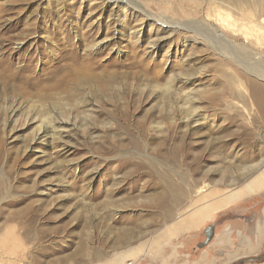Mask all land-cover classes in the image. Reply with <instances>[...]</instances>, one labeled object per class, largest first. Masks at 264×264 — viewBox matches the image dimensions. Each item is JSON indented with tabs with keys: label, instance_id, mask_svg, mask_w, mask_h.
I'll return each mask as SVG.
<instances>
[{
	"label": "rangeland",
	"instance_id": "1",
	"mask_svg": "<svg viewBox=\"0 0 264 264\" xmlns=\"http://www.w3.org/2000/svg\"><path fill=\"white\" fill-rule=\"evenodd\" d=\"M230 4L0 0V264H150L156 234L259 180L264 13Z\"/></svg>",
	"mask_w": 264,
	"mask_h": 264
},
{
	"label": "crops",
	"instance_id": "2",
	"mask_svg": "<svg viewBox=\"0 0 264 264\" xmlns=\"http://www.w3.org/2000/svg\"><path fill=\"white\" fill-rule=\"evenodd\" d=\"M258 179L252 186L207 195L201 206L156 234L145 250L150 264H264V206L256 209L260 200L253 198L264 194V170ZM232 206L239 213L230 211L220 223L209 224L216 213ZM210 226L211 237L207 242L186 246L178 240L200 228L204 236ZM140 253L142 249H132L106 264H124L125 260L131 256L136 258Z\"/></svg>",
	"mask_w": 264,
	"mask_h": 264
},
{
	"label": "bare ground",
	"instance_id": "3",
	"mask_svg": "<svg viewBox=\"0 0 264 264\" xmlns=\"http://www.w3.org/2000/svg\"><path fill=\"white\" fill-rule=\"evenodd\" d=\"M225 1H229V3H231L230 5H232V3L233 4H240V3H245L246 5H257V4H260V6H257V7H259V9H258V12H257V14H255V17L257 18L259 15H263V13H264V6L262 5V0H225ZM264 1V0H263ZM242 5H244V4H242ZM248 5V6H249ZM232 6H235V5H232ZM250 7V6H249ZM236 8H238V7H236ZM242 9V8H241ZM244 9H245V7H244ZM247 9V8H246ZM245 9V10H246ZM250 9V8H249ZM243 10V9H242ZM242 12H244V10L242 11ZM257 20V19H256ZM208 27H209V30L210 31H201L200 30V33L198 32V35L200 36V37H203L205 40L206 39H213V40H216V38H218V39H220V40H223V39H221V37L219 36V34H218V32L216 31V30H213L212 29V27L210 26V25H207ZM197 31H199V30H197ZM202 32V33H201ZM196 35V34H195ZM227 43V42H226ZM224 45H227V44H224ZM244 70H245V68H244ZM254 73H255V75H257V76H261V75H263V73L261 74V73H257L256 72V70L255 71H253ZM264 76V75H263ZM264 80V79H263ZM206 186L207 185H204L203 187H201L202 189L203 188H206ZM211 208V207H210Z\"/></svg>",
	"mask_w": 264,
	"mask_h": 264
},
{
	"label": "water",
	"instance_id": "4",
	"mask_svg": "<svg viewBox=\"0 0 264 264\" xmlns=\"http://www.w3.org/2000/svg\"><path fill=\"white\" fill-rule=\"evenodd\" d=\"M204 236H205V242H207V241L210 239V237H211V226H210V227H207ZM201 244H202V243H201ZM201 244H200V245H201Z\"/></svg>",
	"mask_w": 264,
	"mask_h": 264
},
{
	"label": "trees",
	"instance_id": "5",
	"mask_svg": "<svg viewBox=\"0 0 264 264\" xmlns=\"http://www.w3.org/2000/svg\"><path fill=\"white\" fill-rule=\"evenodd\" d=\"M221 220H223V218H222V219H220V220H216V221H217V223H220V222H221Z\"/></svg>",
	"mask_w": 264,
	"mask_h": 264
},
{
	"label": "built area",
	"instance_id": "6",
	"mask_svg": "<svg viewBox=\"0 0 264 264\" xmlns=\"http://www.w3.org/2000/svg\"><path fill=\"white\" fill-rule=\"evenodd\" d=\"M130 264V263H129Z\"/></svg>",
	"mask_w": 264,
	"mask_h": 264
}]
</instances>
